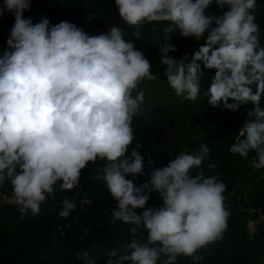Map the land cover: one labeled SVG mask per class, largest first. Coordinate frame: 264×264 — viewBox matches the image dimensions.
<instances>
[{"label":"clouds","instance_id":"obj_1","mask_svg":"<svg viewBox=\"0 0 264 264\" xmlns=\"http://www.w3.org/2000/svg\"><path fill=\"white\" fill-rule=\"evenodd\" d=\"M213 4L219 14L209 12ZM114 5L136 39L145 24L168 22L159 64L182 102H195L205 70H214L205 93L209 105L230 113L253 105L229 152L243 158L254 152L251 167L264 169V46L257 0H114ZM30 7L31 0H3L0 6V15L14 17L0 54V186L10 183L9 202L20 219L39 216L41 205L55 200L58 183L60 191L75 189L91 163L97 165L93 178L116 202L108 222L129 225L132 237L129 251H111L106 264H158L162 257V264H176L180 256L199 264L198 253L223 239L231 215L227 185L218 174H205L209 146L181 151L164 167H154L149 156V179L140 185L128 179L146 174L140 145L130 154L129 146L136 139L133 121L145 112L139 85L154 79L150 60L126 41L120 26L89 35L75 23L52 24L44 15L33 23L24 15ZM86 19L96 17L89 13ZM173 33L204 42L177 59L170 55L178 51L170 42ZM152 193H158L159 207H146ZM61 203L59 216L68 219L76 203L67 197ZM77 259L96 264L90 252Z\"/></svg>","mask_w":264,"mask_h":264},{"label":"trees","instance_id":"obj_2","mask_svg":"<svg viewBox=\"0 0 264 264\" xmlns=\"http://www.w3.org/2000/svg\"><path fill=\"white\" fill-rule=\"evenodd\" d=\"M2 5L3 0H0V6ZM262 6H264V0L257 4L256 23L260 28V45L264 46V11ZM209 12L219 14L220 10L213 4L210 6ZM89 13L94 14L96 19L87 20L86 17ZM24 15L25 17H31L33 23L38 22L42 15L47 16L52 24L69 21L75 23L78 27H83L89 35H98L99 31L107 29L111 25L119 26L124 23L118 15L114 0H31L30 10L25 12ZM13 23L14 17L11 13L5 11L3 15H0V54L7 46L6 40ZM167 24L168 22H156L154 26H151L153 29H149V25L145 24L141 36L144 38L141 39L134 38L133 32L135 30L126 25L127 29L130 28V36L125 39L126 41H133L135 47L141 50L150 62L157 64L159 63L158 47L165 43L163 29ZM194 40L193 38H181L178 33H173L170 42L177 46L178 51L170 53V55L177 59L181 58L194 44ZM203 42V39H201V44ZM213 76L214 70H205L201 78L200 95L195 102L187 100L182 102L168 85L164 73L161 77H155L154 80L150 81L151 86L147 88L160 90L157 92H144L145 100L142 106L145 112L143 116L133 121L135 133L138 131L139 121H146V118L151 114L148 113L150 103L156 104V108L163 110L161 112H177L185 109L199 110V107H203L204 111L208 113L206 122L209 129L214 130V132H209L204 138L192 141L190 144L199 147L201 144H207L211 151L209 156L228 157L232 159L230 165L234 167L238 159L237 156H232L229 153V147L235 142V136L247 122V113L253 105H244L234 113L221 111L220 108H213L207 103L205 94ZM139 89L144 91L146 87L139 85ZM166 91L168 92L163 94ZM170 92L173 93L170 94ZM133 95H135V92ZM172 97L174 98L171 100ZM261 107L264 108V98L261 100ZM153 111L155 109L151 112ZM151 122L156 121L151 120ZM135 138L133 147L137 143L140 145L138 151L145 158L144 171L146 174L137 177L129 175L127 178L140 185L149 179L147 175L149 171L148 157L151 156L154 161L162 162L165 160L166 152L162 149L160 134L153 130L144 131ZM254 158L255 153L250 152L247 159L252 160ZM154 167H161V165L155 163ZM224 167L226 170H230L227 164ZM205 173L207 172L205 171ZM95 174H92L89 181L84 184V191L88 193V199L90 200V203L86 204L84 208L93 213H102L107 209L115 208L116 202L108 194L103 182L93 178ZM192 175L195 174L192 173ZM6 184L0 186V191L7 188ZM231 186L232 184H229V190ZM260 197L259 200H256V197L250 200L243 197L239 202L245 207L252 205L255 208H264V193ZM62 200L63 198H60L59 202ZM249 201L253 203L250 204ZM137 212L141 211L137 210ZM236 220H241V218L231 213L228 224L234 223ZM31 221L32 217L30 215L20 219L16 206L11 204L6 211L0 213V234L6 231L9 233V240L16 241L21 233L20 225L28 224ZM128 227L129 225L121 222L109 223L108 217L98 222H83L78 218L62 230L51 228L40 231L39 236L31 243L28 250L21 249L13 254H6L0 258V264H81L77 257L84 252H90L95 258L96 264H106L109 258L108 254L111 251L116 250L117 255L129 251L127 243L132 237L129 235ZM85 228L88 229L87 233L83 231ZM146 235V233L142 234L145 240ZM198 254L203 256V260L199 264H264V235L255 240H249L246 235L244 237L238 235L228 236L225 233L221 241L209 245L206 249H201ZM163 259H166V257H162L158 264H162ZM176 264H194V262L190 257L180 256L177 258Z\"/></svg>","mask_w":264,"mask_h":264},{"label":"rangeland","instance_id":"obj_3","mask_svg":"<svg viewBox=\"0 0 264 264\" xmlns=\"http://www.w3.org/2000/svg\"><path fill=\"white\" fill-rule=\"evenodd\" d=\"M263 0H257V4L259 2H262ZM264 11V6H262ZM122 30L125 33V38L129 37L130 28H126V24L123 23V25H119ZM152 25H149V29H153L151 27ZM113 27L112 25L108 27L107 29H103L98 32V35L101 33H105L108 31L109 28ZM144 38V37H141ZM140 38V39H141ZM145 41V40H144ZM194 44H201V40L193 41ZM159 61V59H158ZM152 66V74L155 79V77H161L163 76L165 66L160 65L159 63L154 64L151 62ZM151 79V80H154ZM151 80H145L141 82L142 87H146L144 89V92H157L160 89L156 88H147L148 86H151ZM162 91V90H161ZM168 91H166L163 94H166ZM173 92H170L172 94ZM158 95V94H157ZM174 97L171 98V100ZM199 110H178L177 112H161L160 108H156V104L150 103L149 104V111L148 113H151V117H147L145 120H140L139 124L137 125L138 131L134 134L135 136H138L142 134L144 131H150L153 130L160 134L161 136V142H162V149L165 150V160L162 162H157L161 165V167L167 166V163L170 159L174 158L175 155H177L181 151H187L189 153L198 152L200 147L197 145L190 144L192 141H197L202 138H204L206 135H208L209 132H214V130L209 129V125L207 124V115L208 113L204 111L203 107H199ZM153 109L155 111L151 112ZM160 119V121H159ZM151 120H154L156 122H151ZM159 122H158V121ZM158 123V125H156ZM242 124H244L243 121H241ZM240 123V126L242 125ZM135 142V141H134ZM134 142L132 145L129 146V154L131 152V148L134 146ZM211 151L209 152V154ZM230 153V152H229ZM207 156L205 161L203 162L204 169L207 173L206 175H214L218 174L220 178L224 181V183L227 185L225 195V205L228 208V202L230 200H234L236 204L240 203L239 201L241 198L246 197L247 200H250L251 198L256 197V200L261 199L260 195L264 193V169L261 170H255L251 167L250 159L237 156V163L233 166L232 159L228 157H211ZM231 154V153H230ZM234 156L233 154H231ZM211 158V159H210ZM210 159V160H209ZM210 163L215 164V168L212 170L207 169V165ZM103 161H98L97 164L103 165ZM228 165L230 170H226L224 167L225 165ZM96 167L97 165L89 164L85 170H82L81 174V180L80 184L72 190L67 191H60L59 190V183L57 184V191L55 193V200H48L45 203L41 205V211L38 218L41 220L52 217L57 218L59 216V212L62 208V203L59 202L60 198L69 197L68 199L73 200L77 196L82 195V206L85 207L86 204L90 203V200L88 199V193L84 191V184L89 181V177L96 173ZM198 169H192V173L196 174ZM260 176V177H259ZM229 184H232L230 190L228 188ZM7 188L4 190H1L6 193L11 194V185L10 183L6 184ZM234 190V191H233ZM232 192H235L236 194L232 195ZM73 195V197H72ZM243 195V196H242ZM257 195V196H256ZM250 202V201H249ZM253 203L252 201L250 204ZM162 204V201L158 195V193H152L150 200L148 201V204L146 207H152L157 206L159 207ZM241 207H245L242 203L239 204ZM250 207H253L252 205H249ZM255 208V207H253ZM8 207L0 210V213L3 211H6ZM229 209V208H228ZM142 211V210H138ZM230 211V210H229ZM90 212V211H89ZM231 212V211H230ZM93 213V212H92ZM9 214V213H8ZM97 214V213H95ZM11 217H13L12 214H10ZM9 215V216H10ZM31 217H33L31 214H29ZM228 236L238 235L241 237H244L245 233L243 232V222L241 220H236L234 223L228 224L227 231L225 232ZM224 233V234H225Z\"/></svg>","mask_w":264,"mask_h":264},{"label":"water","instance_id":"obj_4","mask_svg":"<svg viewBox=\"0 0 264 264\" xmlns=\"http://www.w3.org/2000/svg\"><path fill=\"white\" fill-rule=\"evenodd\" d=\"M82 199V195L73 199L76 203V209L68 219L61 218L60 216L57 218L47 217L43 220L38 217H32V221L30 223L20 225L21 233L16 241H10L9 233L6 231L2 232L0 234V258L4 257L6 254H13L17 250H28L31 243L39 236L40 231L51 228L62 230L75 222L78 218H80L83 222H98L106 219L108 214L113 209L110 208L102 213L95 214L89 212L82 206ZM227 205L232 214L238 218L243 216L234 200H230ZM260 213L264 216V208L260 209Z\"/></svg>","mask_w":264,"mask_h":264},{"label":"built area","instance_id":"obj_5","mask_svg":"<svg viewBox=\"0 0 264 264\" xmlns=\"http://www.w3.org/2000/svg\"><path fill=\"white\" fill-rule=\"evenodd\" d=\"M199 44H193L186 52L191 54L198 50ZM11 198L10 193L0 191V210L11 205L9 202ZM242 213L243 232L249 240H255L264 235V216L260 213L261 208H253L250 206L240 207L237 205ZM63 234V232H61Z\"/></svg>","mask_w":264,"mask_h":264},{"label":"crops","instance_id":"obj_6","mask_svg":"<svg viewBox=\"0 0 264 264\" xmlns=\"http://www.w3.org/2000/svg\"><path fill=\"white\" fill-rule=\"evenodd\" d=\"M234 191V190H233ZM236 194L235 192H232V195Z\"/></svg>","mask_w":264,"mask_h":264},{"label":"bare ground","instance_id":"obj_7","mask_svg":"<svg viewBox=\"0 0 264 264\" xmlns=\"http://www.w3.org/2000/svg\"><path fill=\"white\" fill-rule=\"evenodd\" d=\"M243 196V195H242Z\"/></svg>","mask_w":264,"mask_h":264}]
</instances>
